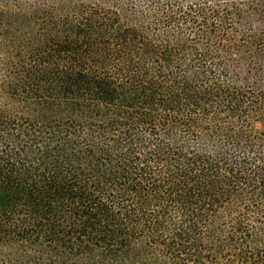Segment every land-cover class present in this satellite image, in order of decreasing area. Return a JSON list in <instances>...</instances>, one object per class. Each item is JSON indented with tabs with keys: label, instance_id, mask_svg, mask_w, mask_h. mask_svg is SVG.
Wrapping results in <instances>:
<instances>
[{
	"label": "trees",
	"instance_id": "1",
	"mask_svg": "<svg viewBox=\"0 0 264 264\" xmlns=\"http://www.w3.org/2000/svg\"><path fill=\"white\" fill-rule=\"evenodd\" d=\"M0 264H264V0H0Z\"/></svg>",
	"mask_w": 264,
	"mask_h": 264
}]
</instances>
